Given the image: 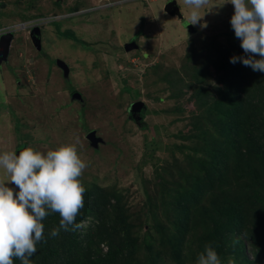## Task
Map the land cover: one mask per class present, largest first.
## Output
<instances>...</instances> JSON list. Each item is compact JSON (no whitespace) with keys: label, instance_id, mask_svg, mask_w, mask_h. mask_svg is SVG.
I'll use <instances>...</instances> for the list:
<instances>
[{"label":"rangeland","instance_id":"obj_1","mask_svg":"<svg viewBox=\"0 0 264 264\" xmlns=\"http://www.w3.org/2000/svg\"><path fill=\"white\" fill-rule=\"evenodd\" d=\"M172 1L0 0V30L41 22V49L29 33L15 32L0 64V152L76 144L88 165L80 178L87 191L113 192L140 241L156 240L168 227L177 167L205 158L197 151L203 143L193 138L195 119L204 114L201 103L214 98L198 95V88L213 85L214 75L232 74L230 57L247 55L230 24L231 3L209 0L197 10L202 19L190 24L193 9L184 0H176L179 15L167 14ZM134 36L137 47L126 52ZM143 109L139 126L129 113ZM106 250L91 244L88 252ZM228 258L221 257L222 264Z\"/></svg>","mask_w":264,"mask_h":264},{"label":"trees","instance_id":"obj_2","mask_svg":"<svg viewBox=\"0 0 264 264\" xmlns=\"http://www.w3.org/2000/svg\"><path fill=\"white\" fill-rule=\"evenodd\" d=\"M61 36L81 44L72 32ZM229 67L235 69L232 74L214 75L213 85L197 90L198 95L214 98L201 103L204 114L195 119L193 138L203 143L197 151L205 158H191L184 169L177 167L178 189L169 205V225L161 228L156 240L135 238L130 216L119 207L117 196L96 187L85 192L84 207L76 217L84 228L61 230L51 237L59 214L42 221L47 242L37 244L32 264H163L164 259L195 264L210 242L220 258L264 264V72L243 64ZM144 111L130 112V119L141 126ZM91 244L96 248L105 244L107 250L90 255ZM14 264L20 261L14 258Z\"/></svg>","mask_w":264,"mask_h":264},{"label":"clouds","instance_id":"obj_3","mask_svg":"<svg viewBox=\"0 0 264 264\" xmlns=\"http://www.w3.org/2000/svg\"><path fill=\"white\" fill-rule=\"evenodd\" d=\"M208 3L209 0H184L193 9L190 24L202 19L204 13L197 10ZM224 3L234 6L230 24L247 54L230 57V62H241L253 71L264 72V0ZM256 55L260 58L256 59ZM87 166L74 143L46 152L32 146L21 148L19 154L16 150L0 152V170L7 177L0 179V264H14V258L20 264H32L30 258L37 252V244L47 242L42 221L51 213L60 216L51 237L59 236L61 230L75 231L86 226L83 221L77 223L76 217L84 207L87 189L80 178ZM9 183L18 190L9 187ZM197 264H222L211 242L198 254ZM227 264H236L235 258L229 257Z\"/></svg>","mask_w":264,"mask_h":264},{"label":"water","instance_id":"obj_4","mask_svg":"<svg viewBox=\"0 0 264 264\" xmlns=\"http://www.w3.org/2000/svg\"><path fill=\"white\" fill-rule=\"evenodd\" d=\"M165 10H166L167 14H169L170 16L179 15L178 8L176 7L174 0L172 2H169L166 5ZM29 35H30V39L32 41L33 46H35V48L40 50L41 49V47H40L41 40L39 38L40 28L39 27L33 28ZM12 39H13L12 34H5V35H2L0 38V64L2 61H5V59L8 57L10 44L12 42ZM136 47H137L136 44L132 42L131 46H129V45L124 46V50L126 52H128L132 49H136ZM57 66L63 68L64 64L62 62L57 61ZM79 98H81L80 95H78L77 100H80ZM140 109H141V107H140ZM131 113L133 114L135 112H131Z\"/></svg>","mask_w":264,"mask_h":264},{"label":"built area","instance_id":"obj_5","mask_svg":"<svg viewBox=\"0 0 264 264\" xmlns=\"http://www.w3.org/2000/svg\"><path fill=\"white\" fill-rule=\"evenodd\" d=\"M28 22L17 23L11 28H6V29L0 30V36L5 35V34H12L13 35L15 32L30 33V31L33 28L38 27L41 23L38 20H31ZM24 23H26V24H24Z\"/></svg>","mask_w":264,"mask_h":264},{"label":"crops","instance_id":"obj_6","mask_svg":"<svg viewBox=\"0 0 264 264\" xmlns=\"http://www.w3.org/2000/svg\"><path fill=\"white\" fill-rule=\"evenodd\" d=\"M175 1V4L177 3V1L176 0H174ZM224 2V0H219V2ZM180 13V12H179ZM171 19H172V17H170ZM186 22V21H185ZM70 41V40H69ZM8 56H9V54H8ZM63 63V62H62ZM34 66V65H33ZM27 79V78H26ZM50 84H51V82H50ZM49 83H48V85H47V87H49V86H51ZM23 85L25 86V87H30L29 86V82H28V80H26L24 83H23Z\"/></svg>","mask_w":264,"mask_h":264},{"label":"flooded vegetation","instance_id":"obj_7","mask_svg":"<svg viewBox=\"0 0 264 264\" xmlns=\"http://www.w3.org/2000/svg\"><path fill=\"white\" fill-rule=\"evenodd\" d=\"M130 41H133V40L131 39ZM130 41H129V42H130Z\"/></svg>","mask_w":264,"mask_h":264}]
</instances>
